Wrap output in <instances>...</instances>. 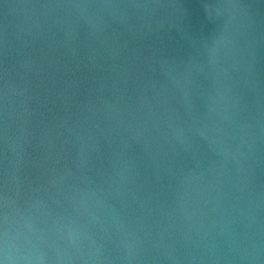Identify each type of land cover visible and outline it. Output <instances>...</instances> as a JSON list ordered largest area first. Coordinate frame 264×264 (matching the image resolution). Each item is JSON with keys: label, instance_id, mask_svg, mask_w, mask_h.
Here are the masks:
<instances>
[{"label": "water", "instance_id": "obj_1", "mask_svg": "<svg viewBox=\"0 0 264 264\" xmlns=\"http://www.w3.org/2000/svg\"><path fill=\"white\" fill-rule=\"evenodd\" d=\"M0 264H264V0H0Z\"/></svg>", "mask_w": 264, "mask_h": 264}]
</instances>
